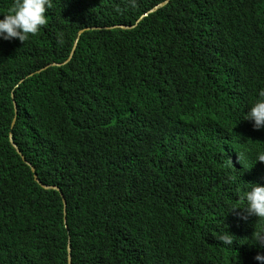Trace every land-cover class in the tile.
I'll use <instances>...</instances> for the list:
<instances>
[{"label": "trees", "instance_id": "trees-1", "mask_svg": "<svg viewBox=\"0 0 264 264\" xmlns=\"http://www.w3.org/2000/svg\"><path fill=\"white\" fill-rule=\"evenodd\" d=\"M51 4L35 36L0 39V264H69V239L72 264H257L234 171L264 152L243 119L264 0Z\"/></svg>", "mask_w": 264, "mask_h": 264}, {"label": "clouds", "instance_id": "clouds-1", "mask_svg": "<svg viewBox=\"0 0 264 264\" xmlns=\"http://www.w3.org/2000/svg\"><path fill=\"white\" fill-rule=\"evenodd\" d=\"M163 2H165L164 5L169 3V1H162L161 3ZM51 6V0H14V3L9 9V11L7 13H4L3 17L0 18V39L6 41L18 39L20 42L24 43L30 35L35 36L40 30V28L46 25L47 18L45 13L48 8H51ZM258 97L259 98L251 104V106L248 108L249 110L245 113L243 117V119L251 121L252 127L256 130L264 128V88H261L259 90ZM14 106L17 107L15 103ZM16 117L18 121V111ZM14 127L12 124V128ZM14 145L16 146L14 147L16 148L17 152L20 153V149L18 148V146L15 143ZM23 160L25 161L24 157ZM247 161L243 163V166H241L245 173H239L238 171L240 170V168L234 171V175L238 182H245L250 186L249 190L246 191L244 196L241 198L244 201V206L241 207L243 209V213L241 214L240 218L246 220L249 216H254L257 217L258 220L264 221V152H257L255 155V159H253L250 164V161ZM247 165L249 166V172L247 171ZM39 182L43 186L46 185L43 184L41 180ZM48 186H51L48 189L59 190L57 186ZM61 195L63 197L64 202L65 198L62 192ZM65 210L66 207L64 205V211ZM219 239L225 244L232 243L230 235H221ZM252 239L258 245L264 247V229L256 231L253 234ZM254 257V262H256L257 264H264V249L258 252Z\"/></svg>", "mask_w": 264, "mask_h": 264}, {"label": "water", "instance_id": "water-1", "mask_svg": "<svg viewBox=\"0 0 264 264\" xmlns=\"http://www.w3.org/2000/svg\"><path fill=\"white\" fill-rule=\"evenodd\" d=\"M164 4H165V2L159 4L156 8H158V7H160V6H163ZM156 8L153 9L152 12H154V11L156 10ZM83 32H84V30H82V31L80 32V35H81ZM78 43H79V39L77 40L76 45H75V48H74L73 51H72V54H71V58H70V60L73 58V56H74V54H75V51H76V48H77ZM67 63H69V61H68ZM67 63H66V64H67ZM16 123H17V117H16L15 120H14L13 127L15 126ZM10 138H11V142H12L13 146H15V145H14V142H13V140H12V132L10 133ZM15 147H16V146H15ZM32 170L34 171L33 168H32ZM36 178H37V180L40 181V179H39V177H38L37 175H36ZM44 186H45L46 188H50V187H51V186H48V185H44ZM52 188H56V187H52ZM64 205H65V207H66V202H65V200H64ZM65 211H66V210H65ZM65 222H66V218H65ZM68 254H69V264H72V259H71V249H70V241H69V243H68Z\"/></svg>", "mask_w": 264, "mask_h": 264}, {"label": "bare ground", "instance_id": "bare-ground-1", "mask_svg": "<svg viewBox=\"0 0 264 264\" xmlns=\"http://www.w3.org/2000/svg\"><path fill=\"white\" fill-rule=\"evenodd\" d=\"M214 167H216V165Z\"/></svg>", "mask_w": 264, "mask_h": 264}, {"label": "rangeland", "instance_id": "rangeland-1", "mask_svg": "<svg viewBox=\"0 0 264 264\" xmlns=\"http://www.w3.org/2000/svg\"><path fill=\"white\" fill-rule=\"evenodd\" d=\"M156 9H158V8H156Z\"/></svg>", "mask_w": 264, "mask_h": 264}]
</instances>
